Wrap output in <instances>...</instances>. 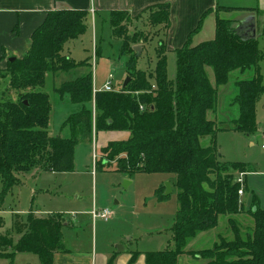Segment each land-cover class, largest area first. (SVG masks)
I'll list each match as a JSON object with an SVG mask.
<instances>
[{
	"label": "trees",
	"instance_id": "obj_1",
	"mask_svg": "<svg viewBox=\"0 0 264 264\" xmlns=\"http://www.w3.org/2000/svg\"><path fill=\"white\" fill-rule=\"evenodd\" d=\"M88 15L86 10L48 11L32 32L25 56L8 61L6 68L0 69V76H8V88L15 94L13 99L4 98L3 94L0 97L2 192L16 185L20 174L35 169L73 171L77 145L90 143L94 131H125L126 139L109 141L101 148L100 156L104 158H96V168L108 164L129 175L144 172L175 176L178 207L170 228V245L147 251L146 264H179L183 255L202 260L203 264H264V208L253 196L249 209L243 210L238 194L240 184L235 180V172L253 169L243 162L223 160L218 151L216 133L226 128H218L216 123L219 120L220 126L227 121L229 110L220 112L218 119L208 117V112H218L219 87L226 86L233 73L243 75L252 70L250 77H238L231 83V104L236 105L237 112L228 127L247 136L258 131L256 103L264 94L259 63L264 53L256 38L242 37L237 27L216 17L212 39L192 44L191 36L198 26L185 44L174 50L175 75L169 79L164 41L156 50L154 69L136 68L133 47L143 48L148 34L137 29L138 22L133 23L132 29L130 23L127 30L128 26L121 22L129 16L127 11H111V36L120 40L119 53L127 58L130 80L125 88L110 92L94 91L90 72L62 81L53 91L77 110L70 112L62 123V128L68 126L69 135H52L49 132L52 104L42 88L47 75L55 77L87 65L86 61L76 62L65 55L63 48L67 41L86 31ZM137 19L139 22L145 19L150 32H166L169 4L151 6ZM261 35L264 36V28ZM207 68L213 73L214 83ZM203 137L209 138L206 146L200 143ZM242 212L252 220V228L244 235L232 217ZM222 216L227 217L232 238L220 236L212 247L194 252L186 249L199 233L216 228ZM2 223L0 219V227ZM63 226L58 214L41 218L32 211L26 216L14 213L12 232L0 234V257L33 253L38 255L40 264H52L53 253L63 249Z\"/></svg>",
	"mask_w": 264,
	"mask_h": 264
},
{
	"label": "rangeland",
	"instance_id": "obj_2",
	"mask_svg": "<svg viewBox=\"0 0 264 264\" xmlns=\"http://www.w3.org/2000/svg\"><path fill=\"white\" fill-rule=\"evenodd\" d=\"M128 13V12H127ZM216 17L234 26L237 18L234 13L228 10L216 8L205 14L199 25L197 32L200 36H191V41H196L207 37V27L216 25ZM203 21V22H202ZM128 27L132 23H137V29L148 34V41L141 47L140 54H136L135 67L150 71L156 65V50L161 40H164L161 30L151 31L147 27L145 19L135 21L129 14L121 20ZM239 22V21H238ZM238 24V23H237ZM86 31L79 37L65 43L63 53L71 57L76 62L86 61L87 65L59 73L58 76L47 75L42 91L49 95L52 104V112L49 120V132L52 135H69L68 126L62 128V123L67 119L72 111L77 107L70 105L66 101H61L53 91L54 87L60 85L62 81L72 80L77 76L87 72L91 73L93 89L100 91L104 84L110 83L114 90L123 89L122 84L129 73L125 61L127 58L121 56L120 40L111 36L109 16H94L87 18ZM196 32V33H197ZM258 37V36H257ZM193 39V40H192ZM165 43V42H164ZM258 47L264 52V36L258 39ZM166 54V52H165ZM166 73L169 79L175 75V53L166 54ZM264 81V57L259 63ZM209 79H212V71L207 68ZM109 74L112 78H109ZM253 71L250 70L243 75L233 73L226 86L219 87L218 91V112H208L210 119L220 118V112L229 110L230 117L218 128H226L216 133V146L222 159L229 162H243L257 171L254 183L261 197H264V94L256 103V123L258 131L247 136L241 131L230 130L231 120L234 112H237L236 105L231 104L233 94L231 93V83L233 79L250 77ZM212 83V82H211ZM126 87V86H125ZM124 87V88H125ZM13 99L14 91L8 88V76H0V97ZM92 117L95 116L94 105H92ZM229 126V127H228ZM122 133L94 131L90 143H80L74 153V170L71 172H48L35 169L33 173L20 174L16 185L5 192H2L0 181V219L2 227L0 234L11 231L10 222L12 214L18 213L26 216L29 211H33L36 217H46L58 214L61 223V239L64 244L73 245L76 240L83 239V244L91 245V238L94 227L96 228L97 250L106 249L109 241L115 245L128 247L129 249L145 248L162 249L170 239V228L172 226L178 203L174 184L175 176L168 173H134L125 174L116 171L115 165H105L104 168L95 166L96 158L101 159V148L106 143L107 134ZM109 139V137H108ZM203 146L209 144V138L200 139ZM106 159V158H105ZM108 163L107 160H104ZM236 177L239 173L235 172ZM262 175V177H259ZM170 186V192L166 194V184ZM248 186L247 192L240 196L244 209H249L252 201L251 190L253 185ZM255 191V190H254ZM108 208L112 212L109 219H92L91 212ZM37 212V213H35ZM240 234L252 228V220L248 214L233 215ZM72 219V220H71ZM226 217H220V223L215 229H210L199 233L191 239L186 249L198 251L210 248L219 241L217 237L223 236L232 238L230 224ZM95 222V226L93 224ZM15 233V232H14ZM13 233V237L17 235ZM61 240V242H62ZM109 240V241H108ZM82 242V240H80ZM114 245V246H115ZM170 245V244H169ZM165 247V246H164ZM114 247L110 248L113 249ZM117 247L115 246L114 249ZM11 253L10 250L7 251ZM179 262L188 264H203L187 255Z\"/></svg>",
	"mask_w": 264,
	"mask_h": 264
},
{
	"label": "crops",
	"instance_id": "obj_3",
	"mask_svg": "<svg viewBox=\"0 0 264 264\" xmlns=\"http://www.w3.org/2000/svg\"><path fill=\"white\" fill-rule=\"evenodd\" d=\"M163 3L169 4V27L166 32H160L164 37L166 54L174 53L175 49L182 47L189 34L199 26L203 16L216 8L232 11L234 17L237 18L238 24L234 25L237 28L253 18L256 23L257 43L258 39L263 36L261 31L264 28V0H0V69L6 68L10 57L15 59L25 56L31 43L32 32L43 22L46 13L50 10H86L89 12L88 18L90 19L97 15L109 16L111 11L120 10L127 11L136 18L147 8ZM206 29L207 37L192 41V44L213 38L214 24ZM201 32L194 33L193 37L197 36L198 38ZM211 82L214 83L213 73ZM112 132L123 133L120 136L107 134L105 145L109 141L123 140L128 137V133L125 131ZM256 175L257 171L243 173V194L247 192L246 188L248 186L252 189L250 186L252 183L250 182L256 181L254 178L257 177ZM259 177H262V175H259ZM252 185L255 191L251 190V197L256 196L259 205L264 208V197H261L254 183ZM92 219L97 220L93 217ZM168 241L170 242V239ZM91 242L90 246L83 244L81 238L70 245L64 244L62 240L63 249L53 253L52 264H109V261H111L110 264H146L145 253L147 251L161 250L146 249L147 247L129 249L124 246L123 251L117 252V248H114L118 244L115 245V243L109 241L110 243L106 249L98 251L95 227ZM169 242L165 243L164 246L166 247ZM164 246L162 249L165 248ZM112 247L114 248L110 249ZM185 256L187 255L181 256L179 261L184 259L182 257ZM0 264H40V260L36 254L23 252L16 253L11 258L0 257ZM179 264L186 263L183 261Z\"/></svg>",
	"mask_w": 264,
	"mask_h": 264
},
{
	"label": "water",
	"instance_id": "obj_4",
	"mask_svg": "<svg viewBox=\"0 0 264 264\" xmlns=\"http://www.w3.org/2000/svg\"><path fill=\"white\" fill-rule=\"evenodd\" d=\"M238 32L241 34L242 37L246 38V39H255L257 37L256 34V23L255 20L253 18H251L250 20H248L247 22H245L244 24H241L238 28ZM134 51L136 52V54H140L141 52V45H137L133 47ZM14 57H10L8 59L9 62L13 61ZM130 78L126 77L123 81L122 87L124 88L128 82H129ZM166 194L168 192H170V186L167 183L166 185ZM124 250V247L121 245H117V252H121Z\"/></svg>",
	"mask_w": 264,
	"mask_h": 264
},
{
	"label": "built area",
	"instance_id": "obj_5",
	"mask_svg": "<svg viewBox=\"0 0 264 264\" xmlns=\"http://www.w3.org/2000/svg\"><path fill=\"white\" fill-rule=\"evenodd\" d=\"M109 78H112V75L109 74L108 76ZM104 91L110 92V91H114V89L111 87L110 83H106L103 86ZM263 149H264V145H263ZM236 182L240 184V189L238 190V194L242 195L243 194V173H239L238 177H236ZM92 217L94 219H109L110 216H112V212L111 210H109L108 208L105 209H100V210H94L91 212Z\"/></svg>",
	"mask_w": 264,
	"mask_h": 264
}]
</instances>
